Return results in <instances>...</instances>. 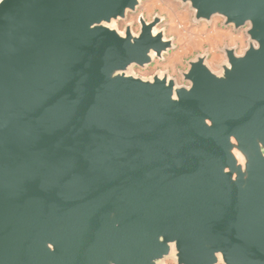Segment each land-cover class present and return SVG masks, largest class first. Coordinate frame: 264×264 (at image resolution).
Listing matches in <instances>:
<instances>
[{"label": "water", "instance_id": "water-1", "mask_svg": "<svg viewBox=\"0 0 264 264\" xmlns=\"http://www.w3.org/2000/svg\"><path fill=\"white\" fill-rule=\"evenodd\" d=\"M142 0H0V264H264V0H178L246 27L219 71Z\"/></svg>", "mask_w": 264, "mask_h": 264}, {"label": "rangeland", "instance_id": "rangeland-1", "mask_svg": "<svg viewBox=\"0 0 264 264\" xmlns=\"http://www.w3.org/2000/svg\"><path fill=\"white\" fill-rule=\"evenodd\" d=\"M142 16L146 21L158 16L162 22L157 30L163 29L165 37L172 39L174 48L163 56L162 60L154 59L144 69L132 67L130 74L142 79H149L155 74L166 73L183 85L180 72L187 69V62L197 55L207 54V64L215 71L224 62L223 48H234L241 54L247 47L246 27L234 31L231 26L223 27V19L214 17L207 22H193V13L188 6H182L178 0H142L134 13H127L125 20L113 22L111 27L123 32L126 25L132 26L137 33V19ZM162 264H175L172 258Z\"/></svg>", "mask_w": 264, "mask_h": 264}]
</instances>
